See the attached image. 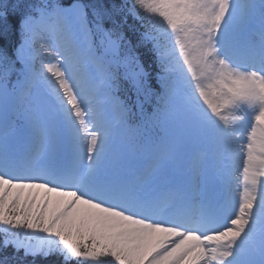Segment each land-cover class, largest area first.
Instances as JSON below:
<instances>
[{"label":"snow or ice","instance_id":"snow-or-ice-1","mask_svg":"<svg viewBox=\"0 0 264 264\" xmlns=\"http://www.w3.org/2000/svg\"><path fill=\"white\" fill-rule=\"evenodd\" d=\"M0 264H264V0H0Z\"/></svg>","mask_w":264,"mask_h":264}]
</instances>
